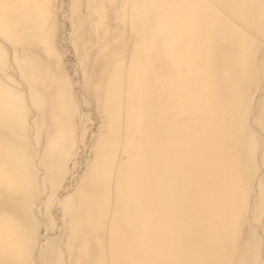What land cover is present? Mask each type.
<instances>
[{"label":"bare ground","instance_id":"bare-ground-1","mask_svg":"<svg viewBox=\"0 0 264 264\" xmlns=\"http://www.w3.org/2000/svg\"><path fill=\"white\" fill-rule=\"evenodd\" d=\"M72 1L80 100L0 0V264H264V0Z\"/></svg>","mask_w":264,"mask_h":264},{"label":"rangeland","instance_id":"rangeland-1","mask_svg":"<svg viewBox=\"0 0 264 264\" xmlns=\"http://www.w3.org/2000/svg\"><path fill=\"white\" fill-rule=\"evenodd\" d=\"M78 7H79L78 3H76L75 5V3L72 0H57V10H56L57 19H58V20L56 19L57 26L54 32V37L52 39L53 42L51 41L46 42L47 49L45 52L47 53L46 61L50 63V65L51 63L56 62V60L60 62L62 70L64 72V76L66 77V79L72 81L73 86L75 87L74 93L76 94V96L78 95L77 99L80 100L79 95L82 93L81 92L82 84H81V80L77 79V74L79 70L77 71V69L75 68L76 59H75L74 51H73V42L79 41L75 36H73L74 34L73 29L77 25V22L80 18V14L79 12H77ZM80 9H81V13H83L84 7H81L80 5ZM126 31L127 29L125 27L123 26L120 27V34L117 39L118 45L120 46V52H121L122 58L126 55L127 50L129 49V42L127 39ZM80 110L81 112L84 111L82 108ZM85 113L90 114L91 121H92L91 122L92 128H90L89 134L86 136V139H85V145L87 149H89L92 146V136L91 135L95 131V129H93L94 128L93 125L95 124L94 123L95 121L93 120V115H94L93 107L92 109L89 108L88 110H86ZM83 159L84 160H82V164L80 165V167L82 166L81 169H78L77 172L74 174L75 176L74 181L76 182L82 176L83 171H84L83 168L85 167L86 162L89 159L88 150L84 154Z\"/></svg>","mask_w":264,"mask_h":264}]
</instances>
